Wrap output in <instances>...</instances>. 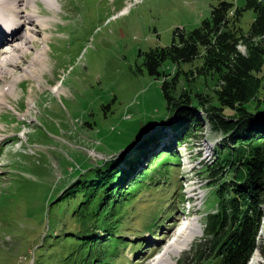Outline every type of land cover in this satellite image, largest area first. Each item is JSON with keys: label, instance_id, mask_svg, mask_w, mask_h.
Returning a JSON list of instances; mask_svg holds the SVG:
<instances>
[{"label": "rangeland", "instance_id": "rangeland-1", "mask_svg": "<svg viewBox=\"0 0 264 264\" xmlns=\"http://www.w3.org/2000/svg\"><path fill=\"white\" fill-rule=\"evenodd\" d=\"M219 1L61 0L57 14L40 2L43 14L56 18L47 31L45 74L39 82L29 78L16 86L0 112V264H153L151 250L164 241L167 228L188 219L190 205L191 219L182 226L196 219L203 231L171 264H203L194 256L196 245L204 242L206 215L217 203L206 164L216 160V147L226 135L212 128L202 108L196 110L201 125L181 142L193 170L182 169L177 157H164V167L153 165L157 169L131 192L118 193V215L108 223L103 221L114 199L95 221L73 213L78 201L62 198L78 178L90 179L91 169L107 168V160L120 158L117 169L127 171L137 161L140 171L154 160L153 147L178 151L175 115L162 87L165 76L151 75L144 56L151 48L171 45L178 29L199 27ZM253 18L254 12L247 11L245 30ZM239 49L246 52L243 45ZM161 70L173 75L176 65L168 60ZM6 84L0 89L8 94ZM59 84L64 91L57 94ZM189 84L182 77L177 94ZM190 88L212 98L217 78H194ZM259 96L264 99V87ZM144 150L150 151L147 158ZM85 220L83 230L91 235L86 245L67 236H75L72 232ZM257 244L253 264H264V215Z\"/></svg>", "mask_w": 264, "mask_h": 264}, {"label": "trees", "instance_id": "trees-1", "mask_svg": "<svg viewBox=\"0 0 264 264\" xmlns=\"http://www.w3.org/2000/svg\"><path fill=\"white\" fill-rule=\"evenodd\" d=\"M250 10L254 18L245 30L242 23ZM241 45L246 52L239 49ZM168 60L176 65L173 75L161 70ZM144 66L157 78L165 76L162 87L168 108L175 115L172 128L178 144L194 135L193 131L201 125V120L196 119L198 108L206 111L214 130L226 135L216 147V160L206 164L217 203L216 209L206 215L204 242L196 245L194 256L203 264H249L258 249L257 237L264 215V99L259 96L264 87V0H245L243 6L219 1L199 27L188 32L178 29L171 45L146 52ZM182 77L190 84L194 78H217L215 95L209 98L203 89L194 90L190 84L186 86L188 90L177 94ZM154 139H150L151 144ZM163 148L153 147L154 160L140 171L137 161L129 164L132 167L128 171L117 169L120 158L105 161L107 168L91 169V178H78L66 188L62 199L78 201L73 213L95 221L114 199L103 221L108 223L109 217L118 215L114 206L121 190L128 194L135 184L147 178L150 169L164 167V157L178 158L176 151ZM149 153L144 150L141 155L147 158ZM125 174L123 184L118 183ZM78 184L82 186L75 188ZM82 191L85 193L79 195ZM115 221L110 222L112 229ZM85 225L87 220L72 232L75 236H67L86 245L91 235L83 230Z\"/></svg>", "mask_w": 264, "mask_h": 264}, {"label": "bare ground", "instance_id": "bare-ground-1", "mask_svg": "<svg viewBox=\"0 0 264 264\" xmlns=\"http://www.w3.org/2000/svg\"><path fill=\"white\" fill-rule=\"evenodd\" d=\"M41 1L47 5L51 13L59 12L57 5L61 0H0V49H2L0 50V87L7 80L5 87L8 88V92L10 90L6 94L0 89V112L9 103V98L16 94V86L29 78L39 82L45 74L47 47L50 41L47 31L56 18L43 14L40 8ZM125 10L126 8L121 13ZM23 31L25 34H22ZM34 50L35 52H32ZM54 91L57 94L62 93L64 91L62 84L55 87ZM182 223L181 221L178 225L172 224L171 228H167L164 241L156 244L151 250V253L159 252L161 258L159 256L151 263L171 264L173 257L184 250L183 247L188 241L196 238L203 231L196 219L191 220L188 227H183ZM173 239L174 243L171 242ZM169 242L171 243L167 247ZM161 244L162 247L159 246ZM253 261L252 256L249 264H253ZM145 263L142 261L141 264Z\"/></svg>", "mask_w": 264, "mask_h": 264}]
</instances>
